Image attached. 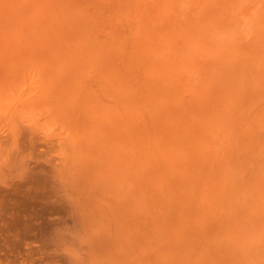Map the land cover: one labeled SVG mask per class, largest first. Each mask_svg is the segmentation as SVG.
Instances as JSON below:
<instances>
[{
  "label": "bare ground",
  "instance_id": "1",
  "mask_svg": "<svg viewBox=\"0 0 264 264\" xmlns=\"http://www.w3.org/2000/svg\"><path fill=\"white\" fill-rule=\"evenodd\" d=\"M142 1L0 0V264H264V29Z\"/></svg>",
  "mask_w": 264,
  "mask_h": 264
},
{
  "label": "rangeland",
  "instance_id": "2",
  "mask_svg": "<svg viewBox=\"0 0 264 264\" xmlns=\"http://www.w3.org/2000/svg\"><path fill=\"white\" fill-rule=\"evenodd\" d=\"M78 1H81V2H84V0H78ZM136 1H138V0H136ZM140 1V0H139ZM152 1H154V4H153V6L154 7H156V9H157V6H159V4L160 3H162V2H164V0H162V1H160V0H151V1H147V0H143L142 2V4H145L144 6H142L143 8H140V10H141V12L143 13H154L155 14V12L154 11H156V9L154 8V11L153 10H150V5L148 4V3H152ZM156 1H159L158 2V5L156 6ZM174 1V0H173ZM172 0H166L165 2H164V5H168V7H169V5L170 4H173V3H176L175 5L177 6H174V5H172V7L173 8H177V11H175V9L174 10H172V8H171V6L169 7V8H171V9H169V8H167V9H169L170 11H169V13L170 14H168V15H171V13H174L173 15H175V16H172V20H173V18H174V20H175V17L177 16V17H180V15L178 14V13H180L181 11H182V13H180L181 14V17H180V19H177V17H176V20L174 21V22H177V26L178 25H184L185 24V26H180L181 27V29L180 30H177V29H175V30H172L171 31V27L172 26H170L169 27V24H170V20H168V18L170 17V16H168L167 15V13L166 12H162V14L165 16V15H167V16H165V17H167V23H168V25H166V24H162V22H159L158 20H160V18H159V16L161 15H158L157 14V16H158V20L157 19H155V17L156 16H154L153 18H151L150 16H152V15H150V16H148V17H150L151 18V20L152 19H155V21L153 20V22L152 21H150V22H148L149 24H150V26H151V23H152V27H154V30L156 31V33H157V30L155 29V28H157V27H161V26H167L166 27V29H165V31L163 32V33H167V34H163L162 32H161V29L163 28V27H161V29H159V31L161 32L160 33V35H159V32H158V37H162L161 39L163 40V42H161V45L162 46H165L167 49H168V47H170L171 46V43L173 44V46L172 47H170V48H172V49H169L170 51V53L171 54H173V55H176L175 57H178V55H179V57H181V56H183L184 54H186V56L184 57L186 60H190L191 58L190 57H193L194 55H196V53L198 54V53H202V52H209L210 50H212L213 49V47H212V45H211V49L209 50V48L207 49V47L205 46L206 45V43H207V41L208 42H211L212 41V43L211 44H213V45H216L217 46V44L216 43H218V42H216V41H219V39H220V36H224L225 34H226V32L227 31H229V30H231V27L233 28V26H234V28H233V30L234 31H229V32H231V33H229V32H227V35L229 34V37H230V39H231V37H235V35L234 34H239V35H236L238 38H233V39H235L236 41H242L246 36L244 35V34H247V32H250L251 30H253V29H251V28H254L255 27V25H256V27H257V24L260 22V28H262V30L264 29L263 27H264V22L263 21H261L260 19V17H261V15H262V13L264 12V0H228V1H226V2H228V3H226V2H224V3H221V1L223 2L224 0H221V1H219V0H217L218 1V4H221V8H222V6L224 7V6H226V7H224V8H220V10H218V8H215V9H213V7L214 6H216V4H217V2H216V0H195L196 1V3H195V1L194 0H192V1H190V0H175V1H177V2H173ZM180 1V2H179ZM187 1H190L191 3H194V4H191V5H193V7H194V10H192V7H191V9H190V12H195V11H197L198 12V10L200 11H202L201 13H200V15L197 13L196 15L195 14H193V13H191L190 15L188 14V13H190V12H186V16L184 15V13H183V11H185V9H186V7L185 6H187L188 5V7H189V4H188V2ZM215 2L216 4L215 5H212V4H214V3H212L211 4V2ZM81 2H79V3H77V5H79V9H81L82 8V6H80V4H81ZM147 4H146V3ZM172 2V3H171ZM189 2V3H190ZM207 2V3H206ZM220 2V3H219ZM136 3V2H135ZM178 3V4H177ZM197 3H199L200 5L201 4H203L204 3V5H210L211 4V8H209L210 6H205V9H203V7H204V5H201L200 7H199V5L197 4ZM141 4V5H142ZM196 4V5H195ZM217 4V5H218ZM190 5V6H191ZM146 6H149L150 8H146ZM161 6H162V8L161 9H163V4H161ZM199 8H198V7ZM185 7V8H184ZM187 7V8H188ZM197 7V8H196ZM207 7L211 10V11H209V14H208V9H207ZM218 7H219V5H218ZM235 7V10L234 9H232V8H234ZM240 7L242 8V9H240ZM190 8V7H189ZM231 8V9H230ZM143 9H146V10H143ZM152 9V8H151ZM214 11H213V10ZM217 9V10H216ZM226 9V10H225ZM229 9L231 10V11H229ZM238 9H239V11H238ZM179 10V11H178ZM192 10V11H191ZM206 10H207V12H206ZM223 10V11H222ZM233 10V11H232ZM241 10V11H240ZM243 10V11H242ZM158 11V10H157ZM161 11H163V10H161ZM167 11V10H166ZM186 11H188V9H186ZM234 11H236L237 13L234 15V14H232V13H234ZM175 12H177L176 14H175ZM204 12V13H203ZM213 14H212V13ZM225 12H227V13H225ZM230 14H229V13ZM238 12H239V14H238ZM146 13L144 14L145 15V18L144 17H141V15H140V19H137V18H139V16H136L135 15V17H136V19H135V21H134V23L136 22V23H138L139 22V20L141 21L142 19H148L147 18V15H146ZM161 13V12H160ZM166 13V14H165ZM202 13H203V15L204 16H202ZM216 13H220V14H216ZM224 13L225 14H227L226 16L224 15ZM241 13V14H240ZM141 14V13H140ZM208 14V15H207ZM214 14H216V15H214ZM139 15V14H138ZM144 15H142V16H144ZM162 15V16H163ZM184 15V17L185 18H182V16ZM189 15V16H188ZM206 15V16H205ZM211 15H213V16H211ZM222 15H224L223 17H222ZM230 15H232V16H230ZM191 16V17H190ZM230 16V17H229ZM191 18V19H193V18H195V17H197V18H195V21H196V23H195V21H192V23H191V20L189 19V18ZM205 17V18H204ZM208 17V18H207ZM224 18L225 20H221V18ZM227 17H229V18H227ZM232 17H234V21H235V23H233V21H232ZM238 17V18H237ZM264 17V16H263ZM262 17V18H263ZM157 18V17H156ZM162 18H164V17H162ZM200 18H201V20H200ZM206 18H207V20H206ZM228 20H227V19ZM165 20H166V18H164ZM164 19H162L163 21H164ZM182 19V20H181ZM206 21H205V20ZM212 21V22H209L210 20ZM221 20V22H219L220 20ZM137 20H138V22H137ZM150 20V19H149ZM179 20V21H178ZM180 20H181V22H180ZM183 20H185L184 22H183ZM190 20V21H189ZM198 20V21H197ZM199 20L201 21V25H200V23H199ZM218 20V21H217ZM227 20V22H228V24L226 23V22H223V21H226ZM143 22H145L144 20H142ZM141 21V22H142ZM147 21V20H146ZM161 21V20H160ZM188 21L190 22L189 24H187L188 23ZM230 21H231V23L232 24H237V22H238V25H237V28H236V26L235 25H231V23H230ZM237 21V22H236ZM141 22H139V25H141V24H143V23H141ZM155 22V23H154ZM156 22L158 23V24H156ZM172 22V21H171ZM178 22H179V24H178ZM204 22H206V23H204ZM214 22H219V23H221V24H223L221 27H219L221 24H219L218 23V26H217V23H216V26L218 27V29L216 30V27H214L215 26V23ZM148 23H147V25H146V22L144 23V25H143V27H147L148 26ZM153 23H154V25H153ZM173 23V22H172ZM171 23V24H172ZM194 23V25L192 26L191 24H193ZM209 23V24H208ZM224 23H225V26H227V27H224ZM229 23H230V25H229ZM156 24V25H155ZM160 24H161V26H160ZM199 24V25H198ZM207 24V25H206ZM138 25V24H137ZM136 24H135V26H133V27H137L136 29H139V25L137 26ZM146 25V26H145ZM173 25V27H174V24H172ZM176 25V24H175ZM196 25H197V27H196ZM203 25H206V27L205 26H203ZM212 27V29L210 28V26ZM214 25V26H213ZM176 26V27H177ZM190 26H192V28H197L198 29V31L197 30H194V31H192V28L191 29H188V27L190 28ZM201 26V27H200ZM152 27H147L148 28V34H149V30L151 29L152 30ZM184 27V28H183ZM205 29H204V28ZM209 27V28H208ZM213 27H214V29H213ZM223 27V28H222ZM228 27L230 28L229 30H227L228 29ZM240 29H242L243 31L245 30V31H247V30H249V31H247V32H243L242 30H240ZM142 28V27H141ZM140 28V29H141ZM170 28V29H169ZM178 29H179V27H177ZM183 28V29H182ZM200 28H201V30H200ZM208 28V29H207ZM220 28H222V30L220 29ZM235 28L236 29H239V30H237V31H235ZM258 28H259V24H258ZM135 28H133V30H135V31H137ZM143 29V31H141V34L142 33H146L147 32V30H146V28H142ZM141 29V30H142ZM174 29V28H173ZM220 29V31H218ZM150 30V31H151ZM168 30V31H167ZM177 30V33L175 34V32L174 31H176ZM181 30H182V33H181ZM200 30V31H199ZM209 30H211V33H210V31ZM214 30H216V31H214ZM227 30V31H226ZM257 31V28H254V31ZM259 31H261L260 29H258ZM139 31V30H138ZM137 31V32H138ZM144 31H146V32H144ZM153 31V30H152ZM188 31V33H184V32H187ZM202 31V33H204L203 31H205V32H207L208 33V35L206 34V33H204L203 35H204V37H203V35H202V33H200ZM213 31L214 32H216V33H213ZM224 32V34H222L221 32ZM242 31V32H241ZM254 31H252L250 34H247V36H248V38H250L251 36H253L255 33H254ZM259 31H257L256 32V34L257 33H259ZM140 32V31H139ZM154 32V31H153ZM172 34H170V33ZM191 32H193V33H191ZM234 32H236V33H234ZM169 33V34H168ZM197 33V36L195 35ZM212 33L215 35V36H213L212 35ZM220 33L222 34V35H220ZM234 33V34H233ZM242 33H244L243 34V38H242ZM253 33V34H252ZM175 34V35H174ZM177 34L178 35H180V36H177ZM192 34V35H191ZM230 34H231V36H230ZM241 34V35H240ZM170 35H171V37H170ZM182 35H184L183 37H184V39L182 40V42H181V39L183 38L182 37ZM189 35H191V39H190V36ZM193 35H195L194 37H192ZM202 35V36H201ZM216 35L219 37L218 38V40H216ZM220 35V36H219ZM251 35V36H250ZM164 36H166L165 38L167 39L166 40V42L168 41V43L171 41V40H173V38L176 40V38L180 41V43H178V41H173V42H170L169 44L168 43H166V42H164L165 41V38H164ZM174 36V37H173ZM189 36V37H188ZM201 36V37H200ZM206 36V37H205ZM208 36H211L210 38L212 39H210ZM250 36V37H249ZM179 37H181V38H179ZM197 37H198V39H197ZM199 37H200V39L201 40H203V42L201 41L200 42V39H199ZM202 37L203 38H207V40L205 41V39H202ZM213 37V38H212ZM240 37V38H239ZM164 38V39H163ZM169 38H171V39H169ZM242 38V39H241ZM190 39V40H189ZM192 39H193V41H194V39L195 40H199V41H194V42H196L195 44H194V42L192 43ZM216 40V41H214V40ZM241 39V40H240ZM28 40V39H27ZM27 40H26V42H27ZM146 41H148L149 39L147 38V39H145ZM144 40V41H145ZM161 40V41H162ZM184 40H185V42H184ZM211 40V41H210ZM245 40H246V38H245ZM30 42V41H29ZM184 42V43H183ZM205 42V44H202V43H204ZM214 42H215V44H214ZM146 43V42H145ZM162 43H166L168 46H166V44H162ZM182 43V44H181ZM188 43H189V45H191V46H189L188 45ZM198 43H199V45H198ZM201 43V44H200ZM181 46V48L183 49V47H185L186 46V48H184L183 50L185 51V52H183L182 50H181V48H180V46ZM184 44V45H183ZM207 44H209V43H207ZM194 47H199V48H197L198 49V51L196 50V48H194ZM218 45H219V43H218ZM187 46H188V49H187ZM204 46H205V49H204ZM189 47H191L190 48V50H189ZM201 47H203L202 49H200ZM214 48H217V47H214ZM178 49H180L181 50V52H177V51H180V50H178ZM194 49V50H193ZM207 49V50H206ZM186 50H188L189 51V53L187 54L186 53ZM204 50H206V51H204ZM173 51V52H172ZM196 51V52H195ZM177 52V53H176ZM183 53V54H182ZM181 55V56H180ZM189 55V56H188ZM188 56V59L186 58Z\"/></svg>",
  "mask_w": 264,
  "mask_h": 264
}]
</instances>
